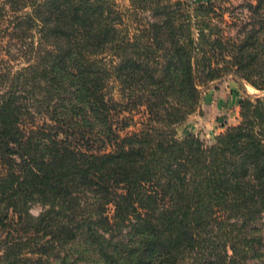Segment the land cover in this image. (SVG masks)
I'll list each match as a JSON object with an SVG mask.
<instances>
[{
    "label": "trees",
    "instance_id": "trees-1",
    "mask_svg": "<svg viewBox=\"0 0 264 264\" xmlns=\"http://www.w3.org/2000/svg\"><path fill=\"white\" fill-rule=\"evenodd\" d=\"M125 1L0 0V264H264V97L177 136L210 84L264 92V0Z\"/></svg>",
    "mask_w": 264,
    "mask_h": 264
},
{
    "label": "rangeland",
    "instance_id": "rangeland-1",
    "mask_svg": "<svg viewBox=\"0 0 264 264\" xmlns=\"http://www.w3.org/2000/svg\"><path fill=\"white\" fill-rule=\"evenodd\" d=\"M185 1L195 4L203 0ZM221 1L226 3V7H237L245 3L255 4L256 2V0H219V2ZM118 3L123 8L129 7V3L125 0H118ZM236 12L239 13L240 9L237 8ZM10 65L18 69L25 65V61L19 58L11 62ZM259 97H264V92L256 91L234 76H228L220 81L212 83L202 90V99L198 112L192 115L188 121L177 130V136L184 137L187 134H194L206 145H210L215 137L223 133L226 128L236 126L239 123L238 103L240 100L246 98L254 100ZM124 117H126V115ZM127 117H130L134 123L130 128L131 131H135L139 123L143 120L144 115L140 111L128 115ZM41 211V207L34 206L31 209V214L38 216ZM257 226L259 229L258 234L262 241L261 252L264 255V215ZM248 264H262V260L252 259Z\"/></svg>",
    "mask_w": 264,
    "mask_h": 264
},
{
    "label": "crops",
    "instance_id": "crops-1",
    "mask_svg": "<svg viewBox=\"0 0 264 264\" xmlns=\"http://www.w3.org/2000/svg\"><path fill=\"white\" fill-rule=\"evenodd\" d=\"M237 112H238V110H237ZM237 116H238V113H237ZM230 126V125H229Z\"/></svg>",
    "mask_w": 264,
    "mask_h": 264
}]
</instances>
